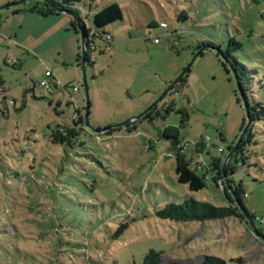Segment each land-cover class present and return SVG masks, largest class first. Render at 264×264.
Masks as SVG:
<instances>
[{"label":"rangeland","instance_id":"rangeland-1","mask_svg":"<svg viewBox=\"0 0 264 264\" xmlns=\"http://www.w3.org/2000/svg\"><path fill=\"white\" fill-rule=\"evenodd\" d=\"M21 1L0 0V15L28 6ZM112 3L124 18L107 27L111 44L91 41L89 121L102 129L131 120L132 132L85 128L72 148L54 145L51 134L77 109L85 115L80 34L79 66L77 58L65 62L64 44L27 54L14 43L10 21L0 23V264H143L152 250L167 264H200L205 256L264 264V0H96L92 12L80 5L90 31L94 14ZM231 39L241 44L232 56L242 65L249 104L263 108L243 152L231 158L232 165L244 158L247 170L230 176L257 231L224 180L209 179L200 192L180 184L177 152L162 137L166 127H178L194 161L196 144L210 138L206 164L223 160L239 141L247 113L225 53ZM190 63L184 85L163 98L153 120L140 117ZM46 71L60 83L51 91L40 86ZM191 199L231 207L236 216L187 223L158 217L168 204Z\"/></svg>","mask_w":264,"mask_h":264},{"label":"trees","instance_id":"trees-1","mask_svg":"<svg viewBox=\"0 0 264 264\" xmlns=\"http://www.w3.org/2000/svg\"><path fill=\"white\" fill-rule=\"evenodd\" d=\"M56 2L61 7H64L65 9L74 11L78 19L80 20V24L76 23L78 26H81L83 29L84 35L87 39L86 45L88 46L89 50L92 49L91 47V41L94 38H100L102 40H105L107 44H111L113 41H108L107 37H111L110 34L107 32V27L110 25L122 21L124 18V14L122 11V8L117 3H112L110 5L105 6L101 10L97 11L92 20H91V27L92 31H90L86 24L84 23V20L82 19L81 15H84V11L82 10L80 5L85 6L88 8L89 12H92L96 5V0H52ZM254 2H258L259 0H253ZM28 3V6H26L31 11L38 12L41 16L47 17L50 14H53L55 11L50 8V6L41 0H30ZM87 20L90 19V17H86ZM158 25L156 23H153L150 25V28L157 27ZM236 47V48H233ZM241 47V44L238 43L236 40L231 39L230 45L228 48L225 49V53L228 54L230 65L232 66V69L236 71V73L239 75V81L243 87V89L246 92L247 99L249 100L248 96V89L246 87V78L245 74L241 70V64L237 61L235 57L232 56V52L235 50H238ZM89 50L87 51V54L85 55L84 61L86 64V67H88V64L91 63V57L89 54ZM186 80L182 79V81L175 87L177 88L182 87L184 85V82ZM174 88V89H175ZM65 91L69 92V87H65ZM250 102V101H249ZM251 110L253 111V120L255 119L260 120L261 114L263 112V108H260V104L257 105H251ZM174 105L172 104L169 109H167V113L169 114ZM259 109H261L259 111ZM157 108L154 107L152 110H150L145 116L144 119L146 120H153V116L156 113ZM120 130L119 129H116ZM128 132H132V129L130 127H127ZM86 131L85 125H84V116L82 115L81 110L77 109L73 117L64 124L63 126H59L55 131L51 134V142L54 145H60L72 148L74 145L79 141V136L81 135V132L84 133ZM246 136V135H245ZM162 137L167 139L170 143V146L176 150V174L178 178V182L183 185H187L189 187V190L191 192H200L204 190L207 187V180L212 179L214 183L217 182L218 179L224 180V174L227 176L228 181L231 185V188L233 190L234 195L236 196L237 202L243 207L242 203V191L240 187H236L233 185V182L230 179V176L234 175L238 171V165H232L231 160L227 164V167L225 171H222L224 160H220L219 158L213 159L211 165H207L205 163L206 170H199L194 165V160H188L187 158V151L185 153H181V150L179 148V145L181 143V135H180V129L178 127L169 126L166 127L165 130L162 133ZM251 137V134H249L248 139ZM243 141L241 142L239 146L238 152H243ZM232 149V148H231ZM188 150V148H187ZM200 150V151H199ZM197 153L201 152L202 149H197ZM196 153V154H197ZM209 171L212 173L209 174ZM216 172V173H215ZM211 175V176H210ZM225 189L227 190L226 186ZM158 217L163 220H171V221H177V222H207V221H216L220 219H228L236 216L235 209L229 207H216L210 203L207 202H198L196 200H187L181 205L177 204H168L164 210L158 212ZM252 219L255 220V218L251 215ZM162 253L156 252V251H150L147 253L143 259V264H167L162 260ZM240 262V261H239ZM168 264H174V263H168ZM200 264H230L226 262L225 260L217 257L212 256H205Z\"/></svg>","mask_w":264,"mask_h":264},{"label":"crops","instance_id":"crops-1","mask_svg":"<svg viewBox=\"0 0 264 264\" xmlns=\"http://www.w3.org/2000/svg\"><path fill=\"white\" fill-rule=\"evenodd\" d=\"M12 11L7 12L4 17L0 15V23L3 19L10 21L14 43L22 45L27 54L36 55L38 51L45 49V47L64 44L67 48L66 52H63L65 62L72 63L74 58H77L76 63L79 65L76 38H78L80 32L75 19L69 15L57 12L43 17L38 12L31 11L27 7H19ZM0 42H3V40L0 39ZM30 48L33 52H30ZM80 68H82V64ZM53 79L51 78L50 81ZM3 84L4 81L0 80V85ZM77 93H79V88ZM67 122L69 120H66ZM206 154L211 156V151L204 153V155ZM211 163H207V165L210 166Z\"/></svg>","mask_w":264,"mask_h":264},{"label":"water","instance_id":"water-1","mask_svg":"<svg viewBox=\"0 0 264 264\" xmlns=\"http://www.w3.org/2000/svg\"><path fill=\"white\" fill-rule=\"evenodd\" d=\"M28 1H30V0H23L20 3H24V2H28ZM41 1L46 2L50 6V8L52 10H54L55 12L60 13V14L69 15L73 19H75L78 24H80V20L78 19V16H77V14L74 11L65 9L64 7H61L60 5H58L56 2H54L52 0H41ZM17 4H19V3L11 4V5H8L7 7L16 6ZM79 32H80V36H81L83 86H84V93H85V100H86L85 115H84L85 128L88 131H90L92 134L99 135V134H105V133H108V132H110L112 130H116L118 128H122V127L130 125L131 124V120L127 121V122H124L122 124H118V125H115V126H112V127H107V128H102V129L101 128H95V127L91 126L90 121H89V111H90L89 87H88L87 80H86V64H85V61H84L85 55L87 54V51L89 50V48L86 45L87 39H86V37L84 35L83 29L81 28V26H79ZM210 47H212V46H210ZM212 48H214V47H212ZM201 51H202V49H201ZM201 51H199L198 55L201 53ZM193 61H192V63H193ZM192 63H190L187 66V68L179 75V77L174 82H172L169 85V87L163 92V94L159 97V99L157 101H155L146 111H144V113L140 117H143L150 110H152L154 107H156L163 100V98L166 95H168V93L170 91H172L181 82V80L183 79L185 74L189 71V68L192 65ZM235 77H236V81H237L238 92H239V95H240V97L242 99V102L244 104V107H245V110H246V113H247V123H246V126L244 127V130L242 131V134H241V137H240L239 141L230 150L229 154L226 156V158L224 160L223 167H222V171L223 172L225 171V169L227 167V164L231 160L232 155H234L237 152L241 142L243 141V138L245 137V135L247 134V132L249 131V128L251 127V125L253 123V118H252V114H251V108H250L249 101L247 99L246 92L243 89V87H242V85H241V83L239 81V78L237 76H235ZM223 177H224V184H225L227 190H229L232 193L233 198L236 199V196L233 193V190L231 188V185H230V183L228 181L227 176L224 174ZM236 203H237L239 209L241 210V212L243 213V216H244L245 221L247 222V225L249 226V228L251 230H253V231H257L256 227H255V224H254V220L252 219L251 215L248 214L238 202H236Z\"/></svg>","mask_w":264,"mask_h":264},{"label":"built area","instance_id":"built-area-1","mask_svg":"<svg viewBox=\"0 0 264 264\" xmlns=\"http://www.w3.org/2000/svg\"><path fill=\"white\" fill-rule=\"evenodd\" d=\"M160 27L163 28V29H167V28H168L167 24H165V23H161V24H160ZM107 40H108V41H112V38L108 36V37H107ZM153 41H154L155 44H159V38H158V37H154V38H153ZM51 78H53L52 73H51L50 71H47V72L45 73V77H44V79L40 82V86H41L42 88L47 89L48 91H51L52 86H59V85H60V83L57 82L55 79H53V80L50 81ZM73 92H74V93H77V92H78V88L74 87V88H73ZM212 147H215V145H214V143L211 142L210 138H207L206 141H204V142H198V143L196 144V148H197V149H202L201 152H198V157H197V159L194 161V165H195L199 170H202V167L205 166V162H204L203 157H202L203 154L206 153V152H208V151H210V149H211ZM179 148L182 149V150H181V153H185V152L187 151V148H188L187 142H185V141H181V143H180V145H179ZM199 151H200V150H199ZM218 151H219V153H223V148H218ZM237 165H238V167L241 168L242 170H244V171L247 170V167H246V163H245L244 158L242 159L241 162H238ZM205 167H206V166H205ZM220 187H221L222 189H224V186H223L222 183H220Z\"/></svg>","mask_w":264,"mask_h":264}]
</instances>
